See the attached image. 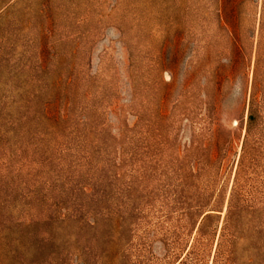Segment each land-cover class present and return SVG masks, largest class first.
<instances>
[{"label":"rangeland","instance_id":"374dc122","mask_svg":"<svg viewBox=\"0 0 264 264\" xmlns=\"http://www.w3.org/2000/svg\"><path fill=\"white\" fill-rule=\"evenodd\" d=\"M0 264H264V0H0Z\"/></svg>","mask_w":264,"mask_h":264},{"label":"trees","instance_id":"16d2710c","mask_svg":"<svg viewBox=\"0 0 264 264\" xmlns=\"http://www.w3.org/2000/svg\"><path fill=\"white\" fill-rule=\"evenodd\" d=\"M258 103H257V97H256V92L254 90V85H253V89L251 91V95H250V103H249V114H248V125H247V133H246V137H245V144H247L249 136H250V131H251V126L252 124L256 121L257 116H258ZM236 186V184L234 185ZM231 207V205L229 206V208ZM214 211H216L215 209H209V210H204L201 211L200 213V217L201 223H200V227H199V231L202 230V226H204V222H206L207 220L213 218L215 213Z\"/></svg>","mask_w":264,"mask_h":264}]
</instances>
